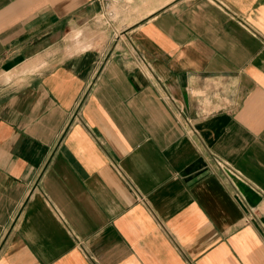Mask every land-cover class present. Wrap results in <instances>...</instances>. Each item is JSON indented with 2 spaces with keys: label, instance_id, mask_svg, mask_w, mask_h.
Instances as JSON below:
<instances>
[{
  "label": "crops",
  "instance_id": "crops-1",
  "mask_svg": "<svg viewBox=\"0 0 264 264\" xmlns=\"http://www.w3.org/2000/svg\"><path fill=\"white\" fill-rule=\"evenodd\" d=\"M108 1L0 0V264H264V0Z\"/></svg>",
  "mask_w": 264,
  "mask_h": 264
},
{
  "label": "rangeland",
  "instance_id": "rangeland-1",
  "mask_svg": "<svg viewBox=\"0 0 264 264\" xmlns=\"http://www.w3.org/2000/svg\"><path fill=\"white\" fill-rule=\"evenodd\" d=\"M164 0H109L95 21L90 23L89 31H94L95 42L100 43L109 37L118 38L120 29L133 20L142 17L147 9L162 4ZM74 36V35H73ZM76 36V35H75ZM129 44L122 42L124 51H128Z\"/></svg>",
  "mask_w": 264,
  "mask_h": 264
},
{
  "label": "built area",
  "instance_id": "built-area-1",
  "mask_svg": "<svg viewBox=\"0 0 264 264\" xmlns=\"http://www.w3.org/2000/svg\"><path fill=\"white\" fill-rule=\"evenodd\" d=\"M128 53L131 54L132 59L134 60L137 68L148 78V80L151 82V84L156 85L157 81L155 83L156 78L153 76L151 69L149 68L148 63L140 56L138 55L133 48H127ZM163 100L169 99L168 95H161ZM170 100V99H169ZM215 164L220 167L222 162L218 159H214Z\"/></svg>",
  "mask_w": 264,
  "mask_h": 264
}]
</instances>
